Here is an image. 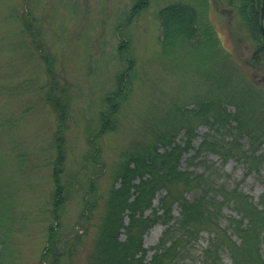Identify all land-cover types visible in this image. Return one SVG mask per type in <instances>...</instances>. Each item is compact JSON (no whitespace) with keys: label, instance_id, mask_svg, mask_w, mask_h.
I'll return each instance as SVG.
<instances>
[{"label":"trees","instance_id":"trees-1","mask_svg":"<svg viewBox=\"0 0 264 264\" xmlns=\"http://www.w3.org/2000/svg\"><path fill=\"white\" fill-rule=\"evenodd\" d=\"M23 1L28 4L30 0ZM225 1L238 19L237 32L238 29L246 31L253 42L249 62L254 65L264 61V37L260 29L262 0ZM147 4L148 0H137L125 22ZM204 12L199 19L197 10L183 3L169 4L160 10L161 64L166 59L171 72H180L186 78L196 76L205 89L198 90L189 102L180 105L176 99L163 101L162 95L156 98L162 104L153 102L150 114L141 122L149 138L120 152L104 194L97 193V180L91 178L97 176L96 167L102 163L99 140L118 130L119 114L132 94L135 67L129 42L120 41L118 45V58L125 65L114 75L113 89L101 99L95 128L85 131L88 148L79 169L90 174L84 175L85 187L75 175V182L80 185L74 187L73 178L63 180L70 106L68 88L60 81L54 67L55 57L46 47L35 19L27 11L22 18L19 16L21 33L28 37L45 76L44 84L32 91H40L56 125L51 145L54 156L49 163L53 183L48 211L50 223L46 228L44 253L37 264H74L87 229L85 223L91 222L99 202L103 210L87 264H178L184 259L188 264L196 261L223 264V251L231 264H264V190L255 202L238 185L228 189L217 184L216 170L210 172L209 165L203 164V171L199 173L190 161L202 154H215L222 163L229 159L241 161L247 174H259L264 169V132H254V126L261 128L263 118L257 121V111L264 100L254 91L251 82L237 76L239 71L231 63V53L219 47L213 27L203 20ZM230 106L232 111L228 109ZM199 125L207 127V132L194 148L192 141ZM241 140H245L246 148ZM191 150L194 155L185 159L183 167L182 158ZM85 162L93 169L87 168ZM75 190H82L77 216L82 233L72 229V234L65 235L61 217ZM154 199H157L156 205H153ZM224 206L233 214L222 227L220 217ZM6 217L1 210L0 264L13 263L8 240L11 229L4 228L9 227ZM156 224L164 226L161 236L154 245L144 247V235ZM203 231L210 234L207 246L200 258L193 257L190 248Z\"/></svg>","mask_w":264,"mask_h":264},{"label":"rangeland","instance_id":"rangeland-1","mask_svg":"<svg viewBox=\"0 0 264 264\" xmlns=\"http://www.w3.org/2000/svg\"><path fill=\"white\" fill-rule=\"evenodd\" d=\"M136 1L30 0L27 4L23 0H0V211L3 210L9 219V227L4 228L11 229L8 240L12 264H37L41 259L46 228L50 223L48 211L53 190L49 163L54 156L51 145L55 117L42 100L40 91H32L44 84L45 76L28 37L21 33L19 16L22 18L25 11L35 19V26L46 47L55 57L54 67L60 81L68 88L70 106L65 132L66 173L63 180L73 178L74 187L80 182L85 187L84 175L90 174L79 169L88 148L85 131L95 128L101 99L113 89L114 75L125 65L124 60L118 58L120 41L129 42L135 79L131 97L119 114L118 130L99 140L100 159L104 166L98 163L97 176H90L97 180L98 194L106 192L110 171L120 152L149 138L141 122L150 114L153 102L162 104V100L157 101L156 98L162 95L163 101L176 99L180 105L189 102L198 90L205 89L196 76L188 75L186 78L180 72H171L166 59L161 64L158 15L169 4L193 6L200 15L199 19L205 11L203 20L213 27L219 47L231 53V63L239 71L237 76L251 82L254 91L264 100V61L254 65L249 62L253 42L246 31L238 29L237 32L238 19L225 0H148L146 7L125 22ZM228 109L232 111L233 107ZM257 116V121L263 120L261 128L254 126V132H264V103ZM206 132L207 127H197V136L192 141L194 148L198 147ZM241 144L246 148L245 140H241ZM193 155L194 150L184 155L181 165L185 167V159ZM190 161L199 173L203 171V164L209 165L210 172L216 170L217 184L228 189L238 185L255 202L264 190V169L259 174H247L241 161L229 159L222 163L215 154H202ZM88 167L92 168L90 164ZM75 175L80 182H75ZM81 192H72L63 208L61 221L65 235L72 234V229L82 233L77 222ZM2 193L7 196H2ZM156 204L157 199L153 201V205ZM102 210L99 202L91 222L85 223L87 229L82 235L74 264L88 263ZM177 211L175 207L174 213ZM221 213L220 225L224 227L228 216L233 213L226 206ZM163 230L161 224L154 225L144 235L143 246L154 245ZM209 237L206 231L200 233L190 248L193 257L200 258ZM221 257L223 264H231L225 251ZM188 263L184 259L178 264ZM195 264L199 263L196 261Z\"/></svg>","mask_w":264,"mask_h":264},{"label":"water","instance_id":"water-1","mask_svg":"<svg viewBox=\"0 0 264 264\" xmlns=\"http://www.w3.org/2000/svg\"><path fill=\"white\" fill-rule=\"evenodd\" d=\"M263 14H264V0L261 1V6H260V29L264 37Z\"/></svg>","mask_w":264,"mask_h":264}]
</instances>
